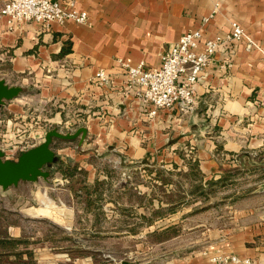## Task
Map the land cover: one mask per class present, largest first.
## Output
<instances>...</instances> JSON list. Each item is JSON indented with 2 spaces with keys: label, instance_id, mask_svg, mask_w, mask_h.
<instances>
[{
  "label": "crops",
  "instance_id": "crops-1",
  "mask_svg": "<svg viewBox=\"0 0 264 264\" xmlns=\"http://www.w3.org/2000/svg\"><path fill=\"white\" fill-rule=\"evenodd\" d=\"M68 1L88 12L89 24L69 19L63 23L53 22L47 27L36 21L11 26L5 16H0V54L7 56L15 70L33 72L39 86L50 87L44 88L48 95L44 96L43 91L44 97L55 101L63 99L79 106L80 114L87 115L85 144L94 136L92 144L100 150L113 145L115 148L125 146L130 162L150 166L159 170V174L172 173L173 169L167 167L172 164L174 170L189 174L195 170L192 164L196 161L205 181L247 169L257 162L264 151V0H64L65 3ZM2 5L3 0H0V9ZM205 18L209 20L203 23ZM232 21L240 22L260 48L248 50L242 41L227 51H218L196 85L198 100L193 110L181 111L175 107L150 115L152 106L142 104L128 88L126 70L118 60L132 64L144 61L147 66H156L160 54L185 32L200 28L206 36H212L227 32ZM68 47L70 51L61 55V50ZM99 69H104L110 76L104 86L93 80ZM58 118L60 122L62 118ZM183 139L190 141V146ZM156 142L161 147L170 142L169 145L174 146L172 149H189L186 154L152 149ZM62 152L68 159L77 156L80 169L88 171L89 176L99 177L93 162L88 160L93 151L81 153L65 146ZM107 152L102 153L104 157L110 154ZM120 153L118 157L126 160L127 156ZM127 174L131 176L128 170ZM105 184H87L80 191L84 190L87 197H98L102 201L101 209L109 206L118 209L125 204L116 199H105L107 203L104 204L101 199L108 191L117 195L122 191L134 192L144 199L138 203L128 200L126 205L134 203L145 209L139 216L148 229L141 232L130 228L126 233L128 237L168 232L173 225L181 229L159 244L181 239L187 234L195 237L188 248L181 251L175 248L172 255L168 252L160 259H149L144 264H209L210 257L217 252L251 257L264 264V201L241 199L232 203L231 207H240L233 221L212 228L199 222V218L197 221L194 215L183 216V212L178 215V207L183 204H177L173 213L152 218L146 209L153 205L154 199H149V205L146 204L147 195L151 197V194L148 192L150 187L145 184L133 187L111 184L110 190L102 187ZM160 184L173 186L162 181ZM36 190L34 195L38 201V191L51 198L46 190ZM63 193L70 203L62 201L64 215L61 219L71 235L72 230L77 229L74 216H68L75 215L74 194L71 187L63 188ZM87 201V206L84 200L81 204L88 213L93 202ZM39 203L37 208L43 209L44 202L40 200ZM169 204L174 203L159 199L155 205L163 208ZM128 210L130 208L122 209L123 213ZM86 220L93 221L88 216L82 218V221ZM190 220L195 223L184 226ZM150 221L152 224L148 225ZM158 222L160 225L156 227L154 224ZM202 225L204 228L199 229ZM5 228L7 232L0 233V264H8L13 259L19 264H107L89 251L74 255L65 246L57 250L54 241L50 245V236L43 237L41 231L27 236L18 223H8ZM199 233L207 235L211 242L208 247L202 249L200 246ZM116 235L122 236L120 232Z\"/></svg>",
  "mask_w": 264,
  "mask_h": 264
},
{
  "label": "rangeland",
  "instance_id": "rangeland-1",
  "mask_svg": "<svg viewBox=\"0 0 264 264\" xmlns=\"http://www.w3.org/2000/svg\"><path fill=\"white\" fill-rule=\"evenodd\" d=\"M34 77V73L29 70H15L13 63L7 56L0 54V78L5 79L10 85H21L24 88V92L18 97L7 100L5 104H0V145L6 149L5 158L17 159L23 151L40 144L47 131L53 128H57L63 133H74L87 123V115L80 114L82 111L79 110L78 105L74 104L73 106L72 103L63 99L55 101L44 97L48 96L44 89L47 86H39ZM57 116L62 118L60 122L59 118L56 119ZM85 139L81 142L80 135L74 140L59 138L53 140L52 148L60 162H54V164L45 167V170L51 172L48 180L40 178L36 182L20 181L18 185H13L7 189L0 186V216L3 217L0 219V233L7 232L6 224L18 223L24 228L27 236H31L37 231H41L43 237L50 236L52 239L50 245L54 241L57 250H61L65 246L74 255L89 251L97 260L105 261L107 264H122L123 260L144 263L149 259L158 260L168 252L172 255L173 252L171 253V251L175 248H178L177 251L188 248L195 237L192 238L191 234H187L181 239L159 244L181 229L174 227L175 225L168 232L156 231L151 235L141 236L142 233H140L139 236L128 237L126 233L130 228L136 227L141 232L148 229L139 216L143 214L145 209L134 204L144 201V199L137 197L134 192H129V194L128 191H122L117 195L116 192L108 191L107 195L101 199H104V204L107 203L105 199L107 201L116 199L125 204L119 206L118 209L114 206L101 209L99 207L102 206V201L95 195L91 198L87 197L84 190L80 191L82 186L107 183L102 187L110 190L111 184L121 186L129 184L132 187L137 184H145L150 187L148 192L151 194V197L147 195L146 204L149 205V199H154L153 205L146 209L147 214L149 213L152 218L157 215L155 212L159 208L156 205L160 199L165 203H174L164 206L162 213L169 212V209L177 207V204H183V206L178 207L180 209L178 215H181L182 212L183 216L194 215L197 221L199 218V222L212 228L228 222L230 224L233 221L234 214L240 207L235 205L231 207L232 203H237L241 199L264 201V160L260 161L264 151L259 154L257 162L250 164L247 169L235 170L232 173H226L221 178L212 177L208 179L209 181H205L201 172L194 170L189 174H183V171L174 170L173 164L167 166L173 169L172 173L163 172L159 174V170L155 171L150 166L145 167L142 163L130 162L125 146L120 147L118 145L115 148L113 145L103 148L105 150H100L92 144V139H95L94 136L86 144ZM163 139L165 138L163 137ZM183 141L187 146H190V141L184 139ZM183 141L180 143L183 144ZM169 143L167 142L162 147L160 143H152L151 148L180 151L181 154H186L189 149V147L181 150L179 148L172 149L174 146L169 145ZM127 145L129 144L127 143ZM65 146L73 147L81 153L93 151L94 153H90L88 160L93 162L96 176H99L100 179L89 176L88 171L80 169V164L76 161L77 156L74 159H68V156L62 152V147ZM119 149L122 150V154L127 156L126 160L118 157ZM105 151L110 153L106 157L102 154ZM145 168H147L146 171H144ZM127 170L131 172L130 177ZM160 181L172 183L173 186L161 185ZM67 187H71L73 190L72 202L75 208V215L71 213L72 215L69 214L68 216L71 218L74 216V224L77 227L76 230H72L73 234L71 235L68 234V229L61 219L64 215L62 201L70 203L65 200L66 197L63 193V188ZM39 188L46 190L53 200L45 192L38 191V201L34 193ZM87 199L93 202L88 213L81 204V201L84 200L86 205ZM40 200L44 202L43 209L37 208ZM128 200H134L133 205H126ZM124 208H130V210L123 213L122 209ZM106 214L109 215L108 218ZM123 214L130 216L123 217ZM87 216L93 221H82V218ZM194 223L190 220L184 226L189 227ZM154 225L157 227L160 223ZM201 228L204 226L202 225L199 229ZM118 232L122 235L121 237H117ZM199 234L202 249L211 244L207 235ZM7 263L19 264L20 262L13 259Z\"/></svg>",
  "mask_w": 264,
  "mask_h": 264
},
{
  "label": "built area",
  "instance_id": "built-area-1",
  "mask_svg": "<svg viewBox=\"0 0 264 264\" xmlns=\"http://www.w3.org/2000/svg\"><path fill=\"white\" fill-rule=\"evenodd\" d=\"M0 16H5L11 26L26 21H36L47 27L53 22L63 23L74 20L89 24V14L79 10L71 1L64 0H3ZM209 18L203 19L206 23ZM245 42L248 50L260 48L250 38L238 21H232L227 32H217L206 36L203 29H192L180 36L160 54L156 66H147L144 61L132 64L119 59L126 70L128 88L144 105H151L150 115L163 109L179 108L191 111L197 104L196 85L200 82L206 68L213 61L218 51H227L238 42ZM109 74L99 69L94 75V82L106 85ZM0 148L6 153V149ZM209 264H261L251 257L217 252L210 257Z\"/></svg>",
  "mask_w": 264,
  "mask_h": 264
},
{
  "label": "water",
  "instance_id": "water-1",
  "mask_svg": "<svg viewBox=\"0 0 264 264\" xmlns=\"http://www.w3.org/2000/svg\"><path fill=\"white\" fill-rule=\"evenodd\" d=\"M23 92V86L10 85L5 79L0 78V104H5L7 100H12ZM87 131L85 126L78 128L74 133H63L57 128H53L47 131L40 144L23 151L17 159L5 158V152L0 148V186L7 189L18 185L20 181L36 182L40 178L48 180L51 172L45 170V167L54 164L56 157V152L52 148L53 140L55 138L74 140L81 135V142H83ZM122 264L144 263L123 260Z\"/></svg>",
  "mask_w": 264,
  "mask_h": 264
},
{
  "label": "trees",
  "instance_id": "trees-1",
  "mask_svg": "<svg viewBox=\"0 0 264 264\" xmlns=\"http://www.w3.org/2000/svg\"><path fill=\"white\" fill-rule=\"evenodd\" d=\"M70 51V48L68 47L67 49L66 48H63L62 50H61V55H64V54H66V53H68ZM55 162L56 163H59L60 162V159H57V157H55ZM193 168L197 171V172H200L199 170H198V166H197V162L195 161V162H193ZM158 173H160V172H158ZM67 176V175H66ZM176 208L177 207H171L170 209H169V212H167V213H162V210H163V208H159L156 212H155V214H157L158 216H164V215H166V214H168V213H173V212H175L176 211ZM152 223H151V221L150 222H148V225H151ZM134 230L135 231H137V228L135 229L134 228ZM133 230V231H134Z\"/></svg>",
  "mask_w": 264,
  "mask_h": 264
}]
</instances>
